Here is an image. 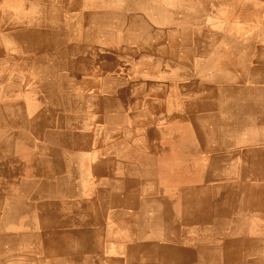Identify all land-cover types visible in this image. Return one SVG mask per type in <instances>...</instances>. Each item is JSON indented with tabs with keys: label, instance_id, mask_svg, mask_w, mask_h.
I'll use <instances>...</instances> for the list:
<instances>
[{
	"label": "rangeland",
	"instance_id": "374dc122",
	"mask_svg": "<svg viewBox=\"0 0 264 264\" xmlns=\"http://www.w3.org/2000/svg\"><path fill=\"white\" fill-rule=\"evenodd\" d=\"M0 264H264V0H0Z\"/></svg>",
	"mask_w": 264,
	"mask_h": 264
},
{
	"label": "bare ground",
	"instance_id": "6f19581e",
	"mask_svg": "<svg viewBox=\"0 0 264 264\" xmlns=\"http://www.w3.org/2000/svg\"><path fill=\"white\" fill-rule=\"evenodd\" d=\"M29 44V43H28ZM32 46V45H31Z\"/></svg>",
	"mask_w": 264,
	"mask_h": 264
}]
</instances>
